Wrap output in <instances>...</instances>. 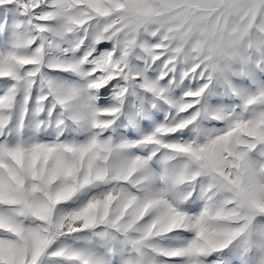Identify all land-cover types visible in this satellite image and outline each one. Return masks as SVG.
Listing matches in <instances>:
<instances>
[{
	"label": "snow or ice",
	"instance_id": "obj_1",
	"mask_svg": "<svg viewBox=\"0 0 264 264\" xmlns=\"http://www.w3.org/2000/svg\"><path fill=\"white\" fill-rule=\"evenodd\" d=\"M0 264H264V0H0Z\"/></svg>",
	"mask_w": 264,
	"mask_h": 264
}]
</instances>
